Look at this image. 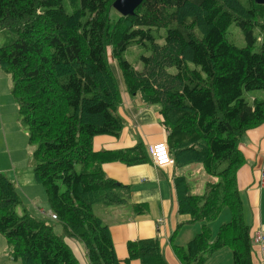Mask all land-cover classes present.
<instances>
[{
    "label": "trees",
    "instance_id": "obj_1",
    "mask_svg": "<svg viewBox=\"0 0 264 264\" xmlns=\"http://www.w3.org/2000/svg\"><path fill=\"white\" fill-rule=\"evenodd\" d=\"M116 1L0 0V30L16 36L0 48V68L12 76L18 122L34 147L35 184L63 228L59 235L57 223L30 211L18 214L23 199L0 172V234L10 255L19 264H79L64 240L71 237L83 243L89 264H163L158 239L130 243L129 259L119 260L108 225L94 212L99 204L127 203L130 192L105 175L103 156L93 150L95 137H118L124 128L114 114L121 94L111 57L129 93L160 108L177 167L200 164L211 178L202 194H193L189 183L177 187L178 213L191 219L178 225L172 241L183 225H201L187 245H174L180 262L207 264L230 248L233 264H253L251 220L237 173L246 161L241 141L264 125V99L250 104L243 98L264 91V43L252 51L255 30L264 37V5L145 0L134 16L112 20ZM232 24L244 33L246 48L227 40ZM134 44L149 53L141 56V71L125 58ZM171 68L177 73H168ZM136 148L103 155L137 165L146 159L144 148ZM134 210L146 213L142 205ZM223 211L229 221L214 232L210 223Z\"/></svg>",
    "mask_w": 264,
    "mask_h": 264
},
{
    "label": "crops",
    "instance_id": "obj_2",
    "mask_svg": "<svg viewBox=\"0 0 264 264\" xmlns=\"http://www.w3.org/2000/svg\"><path fill=\"white\" fill-rule=\"evenodd\" d=\"M114 71L116 74L117 68ZM116 76L119 78L118 87L122 97V104L116 114L123 119L124 128L118 137L111 135L95 137L93 150L103 156L101 162L105 175L117 185L128 187L130 192L127 203L112 207L99 204L94 212L108 225L119 260L124 262L129 259L130 243L158 239L164 257L163 264H182L176 255L174 245H187L201 230V225H183L180 233L172 241L178 225L191 219L190 216L178 213L177 187H185V184L189 183L193 187V194H202L211 178L206 176L200 164L177 167L175 162L174 165L163 169L153 165L149 156V147L156 143H168V131L163 125L160 108L144 104L139 95H130L124 81L119 75ZM138 146L144 148L146 160L137 165H129L121 159H105L103 155V153L110 155L120 151H131ZM240 150L246 161L245 166L237 173V182L246 202L254 237L259 232L264 234V185L261 183L264 171V125L247 132L241 141ZM24 172V174L31 173V170L27 169ZM181 178L185 179V183H180ZM25 187L29 188L26 189L29 193L26 199L32 204L34 214L39 218L50 220L51 210L41 186L34 182ZM135 205H142L146 213L136 214ZM228 221L229 214L223 211L210 225L215 232ZM56 232L62 234V227L56 228ZM65 242L79 264H89L87 251L81 242L70 237H66ZM223 250L214 254L207 264H233L232 253L231 255L220 253ZM260 250H263L262 245H253V264H264V251ZM0 264H19L10 255L9 245L1 234ZM128 264H141V262L131 260Z\"/></svg>",
    "mask_w": 264,
    "mask_h": 264
},
{
    "label": "rangeland",
    "instance_id": "obj_3",
    "mask_svg": "<svg viewBox=\"0 0 264 264\" xmlns=\"http://www.w3.org/2000/svg\"><path fill=\"white\" fill-rule=\"evenodd\" d=\"M241 1L244 5L247 6L248 0ZM66 6L68 12L72 13V8L69 6L68 2H66ZM112 9L111 19L114 20L120 16V12H118V10H116L114 7ZM161 33L162 35H164L165 31H162ZM254 34L255 37H258V41L255 43L252 51L254 53H258L260 52L261 46L264 43V37L260 36V32L258 29L255 30ZM226 37L230 43L236 45L238 48L242 49L248 46L244 33L236 24H232L229 27ZM15 40L16 36L14 34H11L8 31L0 30V48L12 44ZM142 55L148 56L149 53L143 47L134 44L127 51L125 58L131 64L137 65L136 69L138 71H141L143 69V65L140 60ZM110 62L113 65L114 69H116V62L111 57ZM168 73L174 75L177 73V71L175 68H171L168 69ZM115 75H119L125 83L120 68H117ZM116 78H118V76H116ZM118 80L119 78L117 79V82ZM12 86V76L4 72L0 68V172H3V174L13 184H15L16 188L18 189L19 196L23 199V204L17 207L16 212L18 214H24L26 211L34 213L32 204L24 200V197L28 196L27 194H29L28 190H26L29 188L25 186L36 182L34 163L31 159V154L34 151V147L30 146L29 144V134L27 128L22 126L21 123L18 122V119H20V117L18 113V107L14 102L13 97L11 96ZM120 98L122 104V97L120 96ZM243 98L246 99L250 104H252L255 99H264V91L244 92ZM117 111L118 110L114 112L115 115ZM199 167L201 168V166ZM27 169H30L31 173L24 174V171ZM59 225L61 224H56L55 231L56 228L59 229ZM225 249L226 250H223L220 253H229L231 255L232 252L230 248ZM211 261L212 259L210 260V262Z\"/></svg>",
    "mask_w": 264,
    "mask_h": 264
},
{
    "label": "built area",
    "instance_id": "obj_4",
    "mask_svg": "<svg viewBox=\"0 0 264 264\" xmlns=\"http://www.w3.org/2000/svg\"><path fill=\"white\" fill-rule=\"evenodd\" d=\"M149 154L153 165L157 168H165L174 165V160L171 156L170 148L167 143H156L149 147ZM261 183L264 185V171L261 176ZM56 218V216H53ZM254 245H262L264 251V236L261 232L253 237Z\"/></svg>",
    "mask_w": 264,
    "mask_h": 264
},
{
    "label": "water",
    "instance_id": "obj_5",
    "mask_svg": "<svg viewBox=\"0 0 264 264\" xmlns=\"http://www.w3.org/2000/svg\"><path fill=\"white\" fill-rule=\"evenodd\" d=\"M145 0H117L113 7L120 12L123 17L134 16L135 11ZM259 5H264V0H256Z\"/></svg>",
    "mask_w": 264,
    "mask_h": 264
}]
</instances>
